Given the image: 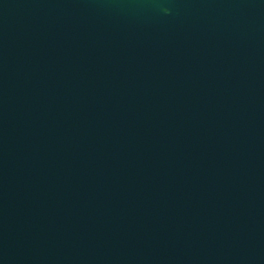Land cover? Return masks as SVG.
<instances>
[{
	"label": "water",
	"instance_id": "95a60500",
	"mask_svg": "<svg viewBox=\"0 0 264 264\" xmlns=\"http://www.w3.org/2000/svg\"><path fill=\"white\" fill-rule=\"evenodd\" d=\"M0 264H264V0H0Z\"/></svg>",
	"mask_w": 264,
	"mask_h": 264
}]
</instances>
